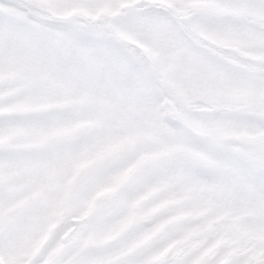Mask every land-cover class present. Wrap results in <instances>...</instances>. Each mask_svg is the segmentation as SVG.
<instances>
[{"label": "snow or ice", "instance_id": "6c2138e0", "mask_svg": "<svg viewBox=\"0 0 264 264\" xmlns=\"http://www.w3.org/2000/svg\"><path fill=\"white\" fill-rule=\"evenodd\" d=\"M0 264H264V0H0Z\"/></svg>", "mask_w": 264, "mask_h": 264}]
</instances>
